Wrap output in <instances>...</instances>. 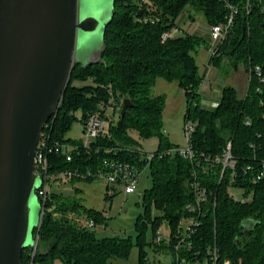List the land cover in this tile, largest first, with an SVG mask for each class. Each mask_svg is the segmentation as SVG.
<instances>
[{"label": "trees", "instance_id": "1", "mask_svg": "<svg viewBox=\"0 0 264 264\" xmlns=\"http://www.w3.org/2000/svg\"><path fill=\"white\" fill-rule=\"evenodd\" d=\"M231 1L240 10L229 39L219 46V55L211 56V62L218 63L229 49L237 58L248 61L251 78L243 97L238 96L235 87L226 86L219 104L208 108L200 103L199 87L204 77L195 57L203 38L188 32L163 41L162 35L173 32L178 17L189 4L203 12L209 25L225 21L229 11L223 2L115 0L102 58L86 65L75 64L60 108L43 131L50 135L51 142L78 144L81 139L67 137L78 119L77 112H81V122L94 112L106 119L105 132L91 141L90 148L73 151L71 161L63 153L47 154L54 181L68 170L95 171L102 167L105 158L129 162L139 169L149 167L152 185L143 193L144 209L137 217L136 241L132 237H98L81 218L93 220L95 225L105 224L107 217L102 211L49 191L41 225L34 230L38 245L36 249L23 250V264H54L58 259L63 264H108L113 258H128L135 245L140 247V262L146 264L143 248L148 244L157 251L176 254L180 223L191 215L197 202L196 183L207 189L208 196L201 203V223L190 237L191 246L181 248V255L213 264L210 252L216 247L218 259L214 264H264V178L254 181L255 173L245 170L248 164L257 166L264 157V82L251 72L256 65L264 72V16L259 7L247 13L242 8L246 0ZM160 78L175 81L186 91L185 121L195 125L191 142L201 164L179 153L160 156L175 146L162 132L166 95L152 93ZM75 80L84 83L74 85ZM125 98L133 105L122 115ZM109 106L114 108V115L118 112L117 122L106 115ZM132 130L141 138L158 136L159 147L151 160L142 158L141 151L134 147L136 140L129 133ZM229 142L237 163L235 170L226 168L222 174L223 164L217 157L223 156ZM231 187L242 189L247 200L236 199L229 191ZM165 222L170 240L158 242L157 230ZM149 225L153 228L150 242L146 239ZM160 264L170 263L167 260Z\"/></svg>", "mask_w": 264, "mask_h": 264}, {"label": "water", "instance_id": "2", "mask_svg": "<svg viewBox=\"0 0 264 264\" xmlns=\"http://www.w3.org/2000/svg\"><path fill=\"white\" fill-rule=\"evenodd\" d=\"M102 12L98 6L81 16L79 0H0V264H23V250L38 245L34 230L43 216L38 143L60 108L75 64L102 58L115 0L104 21ZM100 27L102 43L84 63L77 57L80 41ZM132 105L125 98L122 115Z\"/></svg>", "mask_w": 264, "mask_h": 264}, {"label": "rangeland", "instance_id": "3", "mask_svg": "<svg viewBox=\"0 0 264 264\" xmlns=\"http://www.w3.org/2000/svg\"><path fill=\"white\" fill-rule=\"evenodd\" d=\"M80 15L89 16L95 13L98 6H101L103 12L101 21L109 18L112 11V0H79ZM190 15L194 18L186 26V30L174 29L172 35L180 36L185 33H194L196 36L202 37L200 45L197 46L195 57L200 68V73L204 77L203 82L199 87L200 103L208 108L214 107L213 104L219 103L221 93L226 86H233L237 90V94L243 97L248 88L249 71L248 61L243 58H237L232 54V51L227 49L222 53L218 63L211 62L210 48H216L217 42L214 41L210 34V25L206 20L203 12L187 5L181 14L182 22L187 20ZM179 26V24H178ZM102 43L101 27L90 34L86 41H80L77 51L78 59L91 61L95 58V51ZM223 52V51H222ZM84 82L75 80L74 85H81ZM152 93L165 94L166 105L163 111V127L162 132L168 137L169 141L175 146L174 153L178 147L187 145L185 134V115L188 109V98L186 91L180 87L175 81H166L158 79L152 88ZM106 115L109 118H114L115 122L119 120L118 112L114 115V108L107 107ZM78 119L73 123L72 128L68 131L67 137L72 139H81L84 137V124L79 120L81 112H77ZM109 126V124L107 125ZM134 137L136 143L135 148L142 151V156L145 153L150 156L156 153L159 147L158 136L149 138H141L134 130L129 132ZM152 185V178L149 167H145L139 173L138 189L134 193H127L122 184H109L107 180L94 178L93 180H78L72 182L66 177L53 180L50 191L63 193L65 196L78 200L83 206L95 208L102 211L107 217L105 224H98L92 228L95 230L98 237H132L134 242L137 237L136 221L137 217L143 212V193ZM230 193L235 198H242L243 190L236 187L229 188ZM78 219L80 217L74 214ZM83 223H87L86 218H81ZM187 221L184 222V225ZM157 233L162 235L164 239H170L169 226L165 222L157 230ZM153 228L149 225L146 231V239L148 242L152 240ZM143 252L146 255V264L166 263L168 260V252L156 250L150 244L145 245ZM54 264H63L58 259ZM108 264H142L140 262V247L135 245L128 258H113Z\"/></svg>", "mask_w": 264, "mask_h": 264}, {"label": "built area", "instance_id": "4", "mask_svg": "<svg viewBox=\"0 0 264 264\" xmlns=\"http://www.w3.org/2000/svg\"><path fill=\"white\" fill-rule=\"evenodd\" d=\"M225 6V8L229 11L225 16V21L220 23H215L210 25V34L214 41L217 42L216 48H210L211 56L219 55V46L225 42L229 33H231L234 20L236 15L239 13L240 6L234 4L231 0H221ZM260 8L261 13L264 16V0H246L244 8L247 13H250L252 10ZM181 18V15L177 19V24ZM154 21V20H152ZM176 29L186 30L183 26H178ZM190 33V32H189ZM172 35V32H164L162 35L163 41L167 40ZM251 72H253L261 82H264V72L260 65L254 66L251 68ZM251 74L249 75V79ZM219 103L213 104V106H217ZM83 134L84 137L81 138V143L72 144L68 142L61 141H50V135L47 132H42L41 139L38 143V148L35 155V171L37 173L42 174L43 180L41 186L37 189V194L42 202V210L44 214V205L46 199L48 197L51 184L54 180V177L49 174V162L47 158L48 153L56 152L63 153L66 155L67 160L73 159V151L80 149L81 147L90 148L91 141L101 136L106 129V119L101 115L100 112H94L90 114L84 122ZM248 124L249 121L246 120ZM195 130V125L192 121L186 120L185 122V134L187 138V145L185 147H178L176 149V153L181 154L183 157L188 158L190 160H199L198 164H201L199 159V155H197L192 142L191 137ZM110 150H114L111 148ZM142 151L140 152L141 157L145 158L147 161L151 160L155 153L148 156L145 153V156H142ZM174 153L173 147L160 153V156L164 154H172ZM217 161L223 164L224 173L226 168H231L235 170L237 160L233 156L232 153V143L229 142L224 154L222 157H217ZM145 168V167H144ZM143 169V168H142ZM142 169H139L135 165L121 161L116 159L105 158L102 162V167L93 171L88 170L87 172H81L80 170H68L62 172L58 175L59 178L66 177L67 179H72L74 177H93V178H101L108 181L109 184H122L125 187V191L127 193H134L138 189L139 185V173ZM246 171H252L255 174L252 176L254 181L264 178V157L258 161L257 166L254 164H248L245 167ZM236 176L235 171L232 172V181H234V177ZM196 192L198 194L196 205L193 206V211L191 215L184 217L180 223V230L177 236L178 242L175 244L176 254L170 253L168 254V262L170 264H204L202 261L198 259H190L188 257H184L181 255L179 250L185 246L190 247V237L194 233L197 226L201 223V215L203 214V210L201 209L202 201H205L208 196V192L206 188H201L197 183ZM241 201L247 200L246 197L242 196V198H236ZM187 221V224L184 225V222ZM88 226H95V222L93 220H89L87 222ZM162 240H166L162 235L158 234L157 241L160 242ZM170 240V239H169ZM167 240V241H169ZM211 253L210 260L211 262L216 263L218 259V250L215 247ZM228 264V262L226 263Z\"/></svg>", "mask_w": 264, "mask_h": 264}, {"label": "crops", "instance_id": "5", "mask_svg": "<svg viewBox=\"0 0 264 264\" xmlns=\"http://www.w3.org/2000/svg\"><path fill=\"white\" fill-rule=\"evenodd\" d=\"M192 20H194V18H193L192 16L188 15V16H187V20L184 21V23H182L181 26H183V27L186 28V26L188 25V23L191 22ZM181 22H182V17L180 18V20H179V22H178L179 26H180V23H181ZM245 94H246V93H245Z\"/></svg>", "mask_w": 264, "mask_h": 264}]
</instances>
